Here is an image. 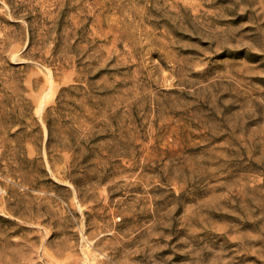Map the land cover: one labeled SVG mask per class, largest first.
<instances>
[{"label": "rangeland", "instance_id": "obj_1", "mask_svg": "<svg viewBox=\"0 0 264 264\" xmlns=\"http://www.w3.org/2000/svg\"><path fill=\"white\" fill-rule=\"evenodd\" d=\"M0 264H264V0H0Z\"/></svg>", "mask_w": 264, "mask_h": 264}]
</instances>
